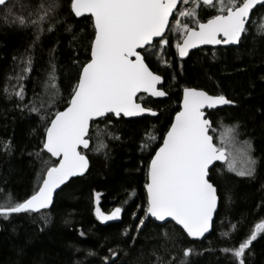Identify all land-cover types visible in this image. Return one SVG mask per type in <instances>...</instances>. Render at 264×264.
Returning a JSON list of instances; mask_svg holds the SVG:
<instances>
[{"label": "trees", "instance_id": "1", "mask_svg": "<svg viewBox=\"0 0 264 264\" xmlns=\"http://www.w3.org/2000/svg\"><path fill=\"white\" fill-rule=\"evenodd\" d=\"M50 2L11 0V15L8 9L0 7V203L7 194H11L14 202H24L38 189L43 165L35 155L37 152L44 160L54 162L41 151L44 128L40 116L23 105L38 94L48 99L44 82L55 65L56 83L62 96L46 107L49 119L53 118L56 111L66 108L82 65L89 61L94 27L90 17L73 15L71 0H58L56 12L41 25L45 31L39 41L35 26L24 27L14 22L18 16L29 21L35 19L39 6ZM198 12L201 21L216 14L211 8ZM261 25L264 7L259 6L251 14L248 31L243 33L237 47L197 50L180 61L170 43L149 56L146 63L163 78L162 89L167 98H145L141 103L156 111L157 116L131 120L110 116L107 124L105 118L92 123L89 149L81 151L89 160L86 174L71 180L55 196L51 208L38 213L11 214L7 219L0 217V264H154V252L165 260L175 257L173 264H180L186 248L194 249L187 258L188 264H238L231 253L221 249L238 247L255 224L264 220ZM49 27L54 30L47 31ZM28 56L32 59L31 72L24 73L26 78L19 81L25 91L21 102L12 93L18 90L16 77L25 67L21 61ZM185 87L210 95L223 94L235 101L233 107L207 113L208 118L214 129L239 123L236 137L251 142V156L256 161L251 177L227 172L216 176L214 168L218 165L210 171L209 180L219 198L218 208L211 233L197 242L171 223L161 226L151 220L145 222L148 163L178 110ZM44 111L42 108L41 113ZM146 133L156 139L149 142ZM210 134L215 142L213 131ZM6 142L11 143L10 151L4 149ZM101 142L107 147L97 151ZM144 143L149 146L142 148ZM97 207L105 215L117 207L122 211L118 219L101 221L96 216ZM232 224L237 225L235 230L230 227ZM165 232L170 239L165 238ZM225 232L228 237L223 235ZM244 260L245 264H264V233L245 250Z\"/></svg>", "mask_w": 264, "mask_h": 264}, {"label": "snow or ice", "instance_id": "2", "mask_svg": "<svg viewBox=\"0 0 264 264\" xmlns=\"http://www.w3.org/2000/svg\"><path fill=\"white\" fill-rule=\"evenodd\" d=\"M184 5L178 16L189 23L173 16L178 0H71V11L76 17H90L94 27V39L90 44L91 59L82 65L78 80L71 90L67 107L56 111L49 119L46 107L51 106L56 97L62 93L56 83V68L52 65L48 78L44 82L45 100L39 94L28 104L30 112L37 113L43 123V148L55 162L44 160L37 152V159L43 165V175L38 178V189L24 202H14L7 194L0 203V217L7 219L13 213L39 212L48 208L53 200L54 191L71 177L83 175L89 167V161L80 149L89 148L90 124L94 120L105 118L109 114L120 117L139 116L145 112L155 116L156 113L137 102L138 93H147L153 97H165L167 92L158 85L162 77L154 73L146 59L156 55V50L169 45L165 36L169 29L170 17L175 20L174 30L180 33L182 43L175 45L180 57H185L189 49L198 45L236 44L241 35L248 31L246 25L251 23V14L257 5L264 7V0H181ZM10 0H0V6L8 9ZM58 0H51L46 6L41 4L33 20L18 16L14 22L21 26L36 27V41L45 31L41 25L56 12ZM211 8L214 15L206 22L199 19L198 10ZM264 28V25H261ZM54 29L49 27L47 31ZM35 43V42H34ZM159 58V57H158ZM25 65L21 75L17 76L18 90L13 95L24 101V85L19 81L25 79L24 73L31 72L32 59L28 56L21 61ZM165 63H167L165 61ZM7 92V89H5ZM235 101L225 95H210L206 91L185 87L181 110L175 115L163 138V144L151 158L147 168V207L145 218L153 217L157 221H174L188 237L200 239L213 228V217L217 210V189L209 180V168L215 161L227 162L228 171L236 175L251 177L255 172V159L251 156L252 145L244 141L245 148L241 156L240 167L237 158L229 159L225 142H231L239 135V123L226 127L221 133L218 146L213 142L211 131H215L206 109L218 106L234 105ZM45 111L41 113V109ZM99 126L97 125V128ZM147 140L156 137L146 133ZM118 139V137H116ZM148 143L141 145L148 147ZM101 142L97 151L106 148ZM4 149L10 151L11 143L6 142ZM100 194H96L99 204ZM97 219L115 220L120 217L122 209L117 207L105 215L96 208ZM139 224L142 226L144 220ZM230 227L235 230L237 225ZM264 233V220L256 223L250 235L238 247H224V253H231L238 264H245V250L250 247L258 235ZM127 235V233H125ZM165 238L170 239L168 233ZM225 237L229 233L223 234ZM194 252L186 248L184 259L180 264H188L187 258ZM154 264H173L175 257L165 260L163 256L153 253ZM115 256V253H113Z\"/></svg>", "mask_w": 264, "mask_h": 264}, {"label": "water", "instance_id": "3", "mask_svg": "<svg viewBox=\"0 0 264 264\" xmlns=\"http://www.w3.org/2000/svg\"><path fill=\"white\" fill-rule=\"evenodd\" d=\"M11 1V0H10ZM180 4H181V0H178V5H177V9L179 8V6H180ZM260 5H257L256 6V8L257 7H259ZM0 7H2V6H0ZM255 8V9H256ZM177 9H175L174 10V13H173V16H174V14H175V12L177 11ZM255 9H253V11L255 10ZM74 15V14H73ZM75 16V15H74ZM87 16V15H86ZM76 17V16H75ZM83 17H85V16H83ZM88 17V16H87ZM76 18H81V17H76ZM171 20H172V18L170 17V22H169V25H170V23H171ZM206 22V21H205ZM247 26V25H246ZM167 31L168 30H166V32H165V35L167 34ZM243 35V34H242ZM242 35H241V38H242ZM94 39V38H93ZM241 40V39H240ZM180 43H182V41L180 42ZM239 45V43H236V44H223V43H221V44H217V45H198L197 47H195V48H191V49H189V51H188V54L185 56V57H180L179 56V54H178V52H177V49H176V55H177V58L180 60V61H184L185 59H187L188 58V56L192 53V52H194V51H197V50H203V49H217V48H228V47H237ZM91 59V55L89 56V60ZM82 70V69H81ZM81 72V71H80ZM161 76V75H160ZM162 80H163V78H162ZM162 85H163V83L161 84V85H158L157 87L158 88H162ZM197 90H200V89H197ZM141 95H143V96H145L146 98H150V99H152V100H163V99H165V98H167V95L165 96V97H153V96H150V95H148L147 93H138L137 94V98L139 97V96H141ZM138 102V101H137ZM182 102H183V90L181 91V96H180V101H179V104H178V111H180L181 110V106H182ZM139 103V102H138ZM142 104V103H141ZM142 106H143V104H142ZM234 105H224V106H218L216 109H211V110H205L206 111V114L207 113H209V112H212V111H216V110H219V109H223V108H228V107H233ZM67 107V106H66ZM64 110V109H63ZM62 110V111H63ZM154 111V110H153ZM177 111V112H178ZM155 113H156V115L155 116H157V112L156 111H154ZM176 112V113H177ZM176 113L173 115V117H172V121H171V123H170V126H169V128L167 129V131L170 129V127H171V124L174 122V120H175V115H176ZM109 116H112V117H114L115 119H119V118H123V119H125V120H131V119H138V118H142V117H155V116H153V115H151V113H148V112H145V113H143V114H141V115H139V116H133V117H124L122 114H121V116L120 117H116V116H114V115H112V114H109ZM101 119H103V118H101ZM101 119H98V120H94V121H92L91 122V124H90V127H91V125H92V123H94V122H96V121H99V120H101ZM90 130V129H89ZM167 131H166V133H167ZM166 133H165V135H166ZM164 135V136H165ZM164 138V137H163ZM214 142V141H213ZM215 143V142H214ZM162 144H163V139H162V142H161V144L159 145V147L160 146H162ZM89 146H90V142H89ZM159 147L156 149V151H158L159 150ZM43 148V147H42ZM89 149V148H88ZM88 149H83V147L81 146V149H80V151H87ZM155 151V152H156ZM49 157H50V154H48L46 151H44ZM155 152H154V154L152 155V157L155 155ZM83 153V152H82ZM84 154V153H83ZM85 155V154H84ZM87 157V156H86ZM151 157V158H152ZM51 159L55 162V159L56 158H54V157H51ZM89 161V160H88ZM150 161H151V159H150ZM150 161H149V163H148V165L150 164ZM225 162H222V161H215L214 163H213V165H211L210 166V168H209V176H210V171L215 167V166H217V165H223ZM89 168V167H88ZM148 168V167H147ZM88 171V169L84 172V174L83 175H78V176H75V177H71L68 181H66L64 184H62L59 188H57L55 191H54V193H53V200H52V203L49 205V207L48 208H45V209H49V208H51L52 207V205H53V203H54V199H55V196L71 181V180H73V179H76V178H80V177H82V176H84L85 174H86V172ZM209 178V177H208ZM146 182H147V175H146ZM144 192H145V195H146V203H147V191H146V188H145V186H144ZM217 197H218V195H217ZM29 199V198H28ZM218 201H219V198H218V200H217V208H218ZM45 209H41L40 211H42V210H45ZM39 211V212H40ZM216 212H217V210H216ZM216 212L214 213V217H215V214H216ZM22 213H27V212H22ZM31 213H38V212H31ZM13 214H20V213H13ZM145 215H146V213H145ZM214 217H213V221H214ZM148 220H151V221H153V222H155L157 225H165V224H167V223H171V224H173L174 226H176L178 229H180L181 231H183L178 225H175V222L174 221H171V222H169V221H157V220H155V218H153V217H147V218H145V222H147ZM212 230V229H211ZM211 230L208 232V233H206L205 234V237L206 236H208L210 233H211ZM185 235L187 236V234L185 233ZM188 237V236H187ZM205 237H203V238H200V239H193V238H190V237H188L192 242H197V241H200V240H203Z\"/></svg>", "mask_w": 264, "mask_h": 264}, {"label": "rangeland", "instance_id": "4", "mask_svg": "<svg viewBox=\"0 0 264 264\" xmlns=\"http://www.w3.org/2000/svg\"><path fill=\"white\" fill-rule=\"evenodd\" d=\"M187 7H191V4H188V5H184L182 2L178 8V10L176 11L174 17L176 19H181L183 22H187L190 24V26L192 27H195V25H192L190 23V21L184 19V18H180L178 16V11L182 8H187ZM174 26H175V20L173 19V21L171 22V25H170V30L168 31L167 33V36L166 38L169 39L170 43L172 44L173 48L175 49V45L177 43H180V41L182 40L181 39V36H180V33L174 31V30H171V29H174ZM163 64V63H161ZM165 65H167V63H164ZM145 96L141 95L137 98V101L139 103H141L142 101L145 100ZM150 99V98H148ZM179 104V103H178ZM144 106V105H143ZM145 107V106H144ZM147 108V107H146ZM178 111V110H177ZM172 121V120H171ZM225 130V127L223 128H218V129H215V131H213V134L215 135V144H217L218 146H221V142H220V136H221V133ZM223 147H225L226 149V154L228 155L229 159H231L232 157H236L237 158V167H240V164H241V160H242V156H241V153L243 151V149L245 148V145H244V141H240L237 137H235L234 140H232L231 142H225V144L223 145ZM226 170V171H225ZM224 172H227L228 174H233V175H236L235 172H230L228 171V165H227V162H225L223 165H218L217 167L214 168V174L216 176H220L222 173ZM238 176V175H236ZM241 177V176H240ZM244 177H247V176H244Z\"/></svg>", "mask_w": 264, "mask_h": 264}, {"label": "flooded vegetation", "instance_id": "5", "mask_svg": "<svg viewBox=\"0 0 264 264\" xmlns=\"http://www.w3.org/2000/svg\"><path fill=\"white\" fill-rule=\"evenodd\" d=\"M175 13H176V12H175ZM174 15H175V14H174ZM210 18H211V17H210ZM206 20H207V19H206ZM206 20H205V21H206ZM172 21H173V18H172L171 22H172ZM205 21H202V22H205ZM170 25H171V23H170ZM170 25H169V28H170ZM168 31H169V30H168ZM168 31H167V32H168ZM181 41H182V40H181ZM181 41H180V42H181ZM175 53H176V48H175Z\"/></svg>", "mask_w": 264, "mask_h": 264}]
</instances>
